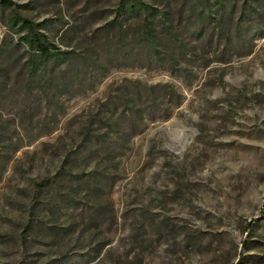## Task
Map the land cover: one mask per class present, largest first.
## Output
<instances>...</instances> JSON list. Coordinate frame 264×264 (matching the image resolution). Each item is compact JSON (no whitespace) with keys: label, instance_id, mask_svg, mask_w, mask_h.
Returning <instances> with one entry per match:
<instances>
[{"label":"rangeland","instance_id":"rangeland-1","mask_svg":"<svg viewBox=\"0 0 264 264\" xmlns=\"http://www.w3.org/2000/svg\"><path fill=\"white\" fill-rule=\"evenodd\" d=\"M0 264H264V0H0Z\"/></svg>","mask_w":264,"mask_h":264},{"label":"trees","instance_id":"trees-1","mask_svg":"<svg viewBox=\"0 0 264 264\" xmlns=\"http://www.w3.org/2000/svg\"><path fill=\"white\" fill-rule=\"evenodd\" d=\"M133 0H121V4L122 7H125L126 4L132 2ZM195 9L191 8V14H194ZM149 21H145V31L143 33H141V35H136L134 34L131 37H128L126 35L116 39V41L114 42V44H112V51L114 53H117L120 55L126 54V55H130L132 54V52L134 51V49H138L140 48V50H146L147 53H150V56H155L156 52H158V49H156L155 44L152 42V36H151V30L149 28ZM25 23L32 28V24L30 23V21L25 20ZM33 30V29H32ZM34 31V30H33ZM42 34H37L34 33V43L40 53V55L42 57H47L49 56L53 51L57 50L59 47L56 46L53 43H45L44 39L41 37ZM152 91H155V88H152ZM158 95L157 92H154V94H152V97L155 98V96ZM152 100H149L148 103V107H147V111L149 113H155L157 111V109L154 108V100L153 102H151ZM45 183V182H44ZM44 183H42L41 185H43Z\"/></svg>","mask_w":264,"mask_h":264}]
</instances>
